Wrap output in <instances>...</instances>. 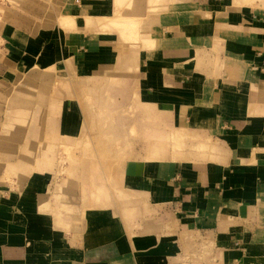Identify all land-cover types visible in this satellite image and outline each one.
I'll return each instance as SVG.
<instances>
[{"label":"crops","instance_id":"0c3cea01","mask_svg":"<svg viewBox=\"0 0 264 264\" xmlns=\"http://www.w3.org/2000/svg\"><path fill=\"white\" fill-rule=\"evenodd\" d=\"M61 1L75 17L68 52L79 76L138 66L129 79L152 125L124 184L167 216L126 232L113 208H90L73 239L37 214L32 191L0 195V264H190L188 250L204 240L224 264H264V0H168L159 11L136 0L129 9L144 37L131 44L116 23L118 0ZM133 48L138 60H124ZM183 136L187 150L174 151Z\"/></svg>","mask_w":264,"mask_h":264},{"label":"rangeland","instance_id":"374dc122","mask_svg":"<svg viewBox=\"0 0 264 264\" xmlns=\"http://www.w3.org/2000/svg\"><path fill=\"white\" fill-rule=\"evenodd\" d=\"M135 2L118 0L116 23L128 44L144 37L143 21L129 9ZM150 2L155 11L169 3ZM65 12L61 0H0V195L7 199L13 192L22 197L32 191L33 204L40 202L37 214L49 218L52 231L61 228L73 239L81 212L95 207L113 208L127 222L126 232L142 230L139 222L166 213L143 207L139 195L124 184L129 164L140 156L136 142L144 140V128L152 125L147 109L139 106L136 83L129 79L138 66L121 64L93 78L79 76L68 44L75 17ZM108 23L110 19L103 20L101 28ZM15 35L30 47L28 59L23 43H13ZM10 55L18 56V64ZM137 57L133 48L124 60ZM184 137L182 145L174 143V151L187 150ZM170 139L159 140L168 144ZM32 222L39 225L37 218ZM188 251L190 264L225 263L212 241Z\"/></svg>","mask_w":264,"mask_h":264}]
</instances>
